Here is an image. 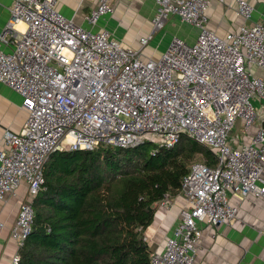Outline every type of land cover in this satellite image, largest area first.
<instances>
[{
	"label": "built area",
	"instance_id": "2783aa9c",
	"mask_svg": "<svg viewBox=\"0 0 264 264\" xmlns=\"http://www.w3.org/2000/svg\"><path fill=\"white\" fill-rule=\"evenodd\" d=\"M212 1L156 0L152 30L134 49L107 28L82 27L56 0H12L0 43L11 40L14 48H0V82L22 97L27 118L19 131L0 136V199L22 182L34 198L54 151L101 143L173 147L188 136L213 150L217 165L195 163L184 176L179 193L186 203L164 247L152 251V264H193L203 238L199 223L215 228L236 219L230 194L264 199V76L253 69L264 71V20L220 37L208 27ZM236 3L249 20L254 5ZM114 10L111 0H100L85 19L95 26ZM171 16L195 26L196 40L173 36L157 58H144ZM238 120L245 132L255 127L241 145L230 142ZM33 220L32 201L22 203L10 230L19 249Z\"/></svg>",
	"mask_w": 264,
	"mask_h": 264
},
{
	"label": "trees",
	"instance_id": "16d2710c",
	"mask_svg": "<svg viewBox=\"0 0 264 264\" xmlns=\"http://www.w3.org/2000/svg\"><path fill=\"white\" fill-rule=\"evenodd\" d=\"M145 144L52 152L16 264H152L145 231L156 206L179 193L193 164L217 160L188 136L173 147Z\"/></svg>",
	"mask_w": 264,
	"mask_h": 264
},
{
	"label": "crops",
	"instance_id": "0c3cea01",
	"mask_svg": "<svg viewBox=\"0 0 264 264\" xmlns=\"http://www.w3.org/2000/svg\"><path fill=\"white\" fill-rule=\"evenodd\" d=\"M254 5V13L249 20L237 14L236 0H213L208 8V27L217 35L227 38L240 25L254 24L264 20V0H248ZM100 0H56L58 10L69 18H74L82 27L98 30L111 28L114 36L124 47L140 48L139 39L152 30V19L157 10L156 0H111L117 10L113 14L103 16L97 25L92 26L85 18L92 9L98 6ZM12 0H0V35L10 18ZM179 22L189 25L177 36L188 43L196 40L198 30L195 26L183 23L178 16H171L169 22ZM167 21V23H168ZM135 24L140 27H132ZM18 26L24 28L20 23ZM110 26V27H109ZM166 26V25H165ZM107 28V29H108ZM135 28V29H134ZM165 28V27H164ZM163 28V29H164ZM181 32V31H180ZM144 34V35H143ZM154 37V36H153ZM171 40V39H170ZM170 41L161 39L150 40L144 48L143 57L157 58ZM0 48L11 52L14 44L11 40L1 42ZM258 75L264 76L261 68L253 67ZM27 118V112L22 107V97L0 82V136L7 130L19 131ZM255 127L245 132L242 120H238L231 132L230 142L241 145L248 142ZM26 183L22 182L12 193L0 199V264H14V257L19 248L10 236L11 226L24 202L32 201ZM232 204L238 206L237 217L231 224H222L215 228L200 222L203 238L193 264H264V199L249 195L243 200L230 194ZM186 200L180 193L175 197L162 201L156 206L153 222L145 231V237L152 251L161 250L168 236L177 224L180 212Z\"/></svg>",
	"mask_w": 264,
	"mask_h": 264
},
{
	"label": "rangeland",
	"instance_id": "374dc122",
	"mask_svg": "<svg viewBox=\"0 0 264 264\" xmlns=\"http://www.w3.org/2000/svg\"><path fill=\"white\" fill-rule=\"evenodd\" d=\"M114 8H115V4H114ZM116 10H117V6H116V8H115V12H116ZM172 20L169 22L168 21V23H166V26H165V28L164 29H162V30H160V31H158V32H156L155 34H154V37H153V40H159V39H161V41H163V42H166L167 40L168 41H170V39L173 37V36H176V35H178V34H180V33H182L183 31H185V30H188L189 31V27H187V26H189V25H182V24H180L178 21L177 22H175L174 24H172ZM131 26L133 27H140V28H142L141 26H136L135 24H131ZM110 27V26H109ZM108 28V27H107ZM135 29V28H134ZM108 30H110V31H112L111 30V28H108ZM181 31V32H180ZM144 35V34H143ZM142 36V35H141ZM117 39V38H116ZM134 49H137V48H134ZM256 72V71H255ZM254 72V73H255ZM255 101V100H254ZM256 105H257V102L255 101L254 102ZM144 146H146L148 149H154V146H153V143H147V144H145Z\"/></svg>",
	"mask_w": 264,
	"mask_h": 264
},
{
	"label": "bare ground",
	"instance_id": "6f19581e",
	"mask_svg": "<svg viewBox=\"0 0 264 264\" xmlns=\"http://www.w3.org/2000/svg\"><path fill=\"white\" fill-rule=\"evenodd\" d=\"M22 24V26H25V24L24 23H21ZM68 138H71L70 136H68Z\"/></svg>",
	"mask_w": 264,
	"mask_h": 264
},
{
	"label": "clouds",
	"instance_id": "9594fccd",
	"mask_svg": "<svg viewBox=\"0 0 264 264\" xmlns=\"http://www.w3.org/2000/svg\"><path fill=\"white\" fill-rule=\"evenodd\" d=\"M180 192V191H179ZM166 201V200H165ZM160 204V203H159Z\"/></svg>",
	"mask_w": 264,
	"mask_h": 264
},
{
	"label": "water",
	"instance_id": "95a60500",
	"mask_svg": "<svg viewBox=\"0 0 264 264\" xmlns=\"http://www.w3.org/2000/svg\"><path fill=\"white\" fill-rule=\"evenodd\" d=\"M142 145V144H141Z\"/></svg>",
	"mask_w": 264,
	"mask_h": 264
}]
</instances>
